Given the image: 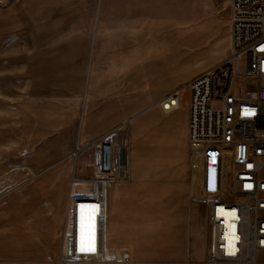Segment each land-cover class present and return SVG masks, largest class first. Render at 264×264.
<instances>
[{
    "label": "rangeland",
    "instance_id": "obj_1",
    "mask_svg": "<svg viewBox=\"0 0 264 264\" xmlns=\"http://www.w3.org/2000/svg\"><path fill=\"white\" fill-rule=\"evenodd\" d=\"M228 5L229 0H170L168 9L146 11L151 16L145 20L158 27L168 23L184 29L179 39L169 41L174 61L183 67L171 74L174 82L229 57ZM113 8L105 10L113 13ZM104 12L103 0H0V38L8 47L0 56L11 62L0 69V264H58L54 236L25 225L40 210L38 178L71 175V185L83 190V182L107 179L108 255L113 253L109 247L128 249L138 264L204 261L206 201L233 197L231 151L209 144L195 154L179 122L168 124L166 115L180 106L170 112L127 106L125 116L119 107L88 99V85L117 83L110 68L94 59L103 20L110 19ZM134 14L122 18H141ZM203 18L213 20V28L202 29ZM160 34L155 27V42ZM166 61L162 57L161 64ZM155 64L148 69L151 75ZM255 89L240 64L236 95L253 100ZM159 91L127 90V96L144 101ZM97 213L98 205L78 206L79 249L94 238ZM109 221L114 242L111 235L108 239ZM42 242L49 248L39 249Z\"/></svg>",
    "mask_w": 264,
    "mask_h": 264
},
{
    "label": "built area",
    "instance_id": "obj_2",
    "mask_svg": "<svg viewBox=\"0 0 264 264\" xmlns=\"http://www.w3.org/2000/svg\"><path fill=\"white\" fill-rule=\"evenodd\" d=\"M229 22V57L193 76L184 87L165 97L161 106L167 112L177 109L187 90L189 146L197 152L209 144H223L231 151L233 197L207 200L208 243L204 261L199 264H264V0H230ZM240 64L245 79L258 83L253 100L236 95ZM83 183L86 190L70 186L66 224L54 261L138 264L128 249L109 247L113 253L108 255V181L97 178ZM80 205H98L95 236L88 237L82 249L76 235Z\"/></svg>",
    "mask_w": 264,
    "mask_h": 264
},
{
    "label": "crops",
    "instance_id": "obj_3",
    "mask_svg": "<svg viewBox=\"0 0 264 264\" xmlns=\"http://www.w3.org/2000/svg\"><path fill=\"white\" fill-rule=\"evenodd\" d=\"M169 1L170 0H103L105 11L104 15L108 16L110 19L107 20L104 18L103 20L102 43L100 46H98L99 48L97 51H95L94 45V59L95 62L99 63L101 61L103 66L107 65L110 68V72L112 73L111 81L112 83H117L116 85H88V99L93 100L94 104L100 100H103L105 104L107 103L110 106L112 105L119 107L118 113H123L125 116L127 112V106H130L131 108L136 105L160 106L162 109V103H158V101H162V99L167 97L175 89L185 86L189 79L183 82H180V80H176L174 82L175 78L171 74L181 73L183 67L180 63L174 61V56L172 55L173 53L172 51H169L171 46H173V43L171 44L172 40H174L176 37L179 39L184 33V29L178 26L168 25V23L159 25V28L157 24L154 25V23L145 20L147 17L151 16L150 12L146 11H151L153 9H168ZM107 5L109 7L113 6V10H117L118 13H115L114 11L113 13L111 11L107 12V10H105ZM228 6H230V0ZM22 10L23 11L20 14H23L24 16L26 8H23ZM133 11H135L134 16L141 18H138L137 21L129 18L123 20V16H132ZM138 11H142L140 16L136 14ZM112 15L116 17L115 20L111 19ZM201 22L202 29H204L208 24H210L212 28L215 25V22L213 20L210 21V19L208 20V18H203V21ZM155 27H157L161 33V37H158L157 42L154 41ZM21 32H25L24 25L21 29ZM23 38H25V36H23ZM2 41V38H0V53H3L5 49H8L6 46L3 47ZM100 57L102 60H100ZM162 57L167 59L164 64H161ZM155 62L156 67L152 72L155 73L154 76L150 74L148 69H150L151 65H153ZM219 62L215 63L214 65L218 64ZM10 63L11 62L9 61L4 62V57L0 56V69L8 68ZM214 65H211L210 67ZM210 67L202 69L195 75L205 71ZM245 81L250 82V80L247 79H245ZM170 82H172V86H163L169 85ZM251 82L256 86L255 95L253 97V99H255L257 96L258 83L255 81ZM150 89H157L161 91L155 93L152 97L144 101L141 99L136 101L128 100L127 90H140L148 93ZM184 93L186 95V100L184 103L181 102L180 109L178 108L177 112L168 114L166 116L169 125H173L176 121H178L179 125L182 126L184 133L187 134V90L183 91V94ZM193 152L196 154L195 150H193ZM37 182V193L41 198L39 207L40 210L36 213V215L30 214V216L27 217L28 221L25 222V225H28V228H39V230H37L38 233L45 235V237L46 235L54 236L53 238L55 239V242L59 243L60 249L61 235L66 224L67 199L72 182L71 175L68 178L63 177L59 179L42 177L38 178ZM106 212H108V199H106ZM107 226L109 239L110 235L112 237L114 235V226L111 221H109ZM114 240L115 239L113 237L111 242H114ZM39 244V249L49 248V246L43 242ZM28 248L31 247L29 246Z\"/></svg>",
    "mask_w": 264,
    "mask_h": 264
},
{
    "label": "bare ground",
    "instance_id": "obj_4",
    "mask_svg": "<svg viewBox=\"0 0 264 264\" xmlns=\"http://www.w3.org/2000/svg\"><path fill=\"white\" fill-rule=\"evenodd\" d=\"M171 99H174L175 100V98L174 97H172ZM162 106L164 107V102H162ZM206 254V253H205Z\"/></svg>",
    "mask_w": 264,
    "mask_h": 264
}]
</instances>
